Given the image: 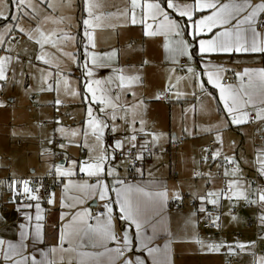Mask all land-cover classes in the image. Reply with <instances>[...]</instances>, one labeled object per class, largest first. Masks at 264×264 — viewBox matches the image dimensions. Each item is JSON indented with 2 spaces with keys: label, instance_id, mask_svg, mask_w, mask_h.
Masks as SVG:
<instances>
[{
  "label": "crops",
  "instance_id": "1",
  "mask_svg": "<svg viewBox=\"0 0 264 264\" xmlns=\"http://www.w3.org/2000/svg\"><path fill=\"white\" fill-rule=\"evenodd\" d=\"M177 2L184 3L186 0H177ZM187 2H191V0H187ZM253 2L259 3L260 0H253ZM162 6L166 7V0H164V5ZM168 11L171 12V10ZM119 12V15L121 14L122 16L120 10ZM81 13L82 15L80 23L83 31H85L83 20L88 18V14L85 11H81ZM93 13L95 16L99 17V20L94 21V23L98 24L99 26L88 29V31L92 32L93 34L95 47L88 43L86 37H84V39L82 38V40L87 49L90 48L92 52H96L97 50L98 53L100 50H103L105 44L104 32L107 31V29L104 28L105 23L112 22V19H110L111 17L108 16L109 12L106 13L105 17H103V13L99 14L95 11H93ZM204 14H207V12ZM173 16L176 19L180 18L175 16V13H173ZM198 18L199 15L194 16V19ZM122 19L123 24L130 28L131 32L129 34V41L131 44L135 45L137 42H140L139 40H141L143 50L146 53V57L148 59V63L146 65L150 67L152 66L155 71L158 69L160 72L166 75H176L179 78L178 85L174 87H169V83L167 84V87L163 88L162 84L157 85L150 94L152 98H155L159 94L160 98L156 99V101H154L152 98V100H146L145 97L144 99H138L143 102V105L142 107L136 109V123L133 125V127L139 130L141 127L140 120L142 119L145 122L143 125L144 131H137L135 133L137 136V144L148 143L152 146L158 144L160 147H164L165 144L166 146L167 144L169 146L172 141L177 142L180 138H184L183 144L179 146L181 148L178 149L174 154L169 151V157H167L163 153L160 154L159 150L154 146L156 150H158V153L155 154L151 159L142 162L139 167V172L136 171V169L130 170V167L128 166L129 164L126 161H123V163L119 164L120 166H124L123 168L119 167L118 165H114L118 172L117 178L123 180L125 184L143 188L146 192L167 190L168 199L161 209L160 215L154 217L153 220V222H155V220H159L162 216L163 225L166 231L161 230L157 234L156 239L153 241V245L163 249L165 243L168 242L170 238L173 240L171 244V264H217L218 260L223 262V260L227 257L226 254L231 249L229 246H233L234 243L238 242L241 235L240 237L236 238L233 236V232L231 234L233 239L227 238L225 235L223 237H215L213 234L220 233V228H218V232H210L203 229L199 225L198 220V215L200 214L198 209L201 204L199 200L193 198V193L203 195L210 190H226L227 181L229 179H236L240 182L239 186L245 190L248 200L243 198H234L230 201L226 197L222 196L218 207H214L211 204L208 205L212 206L216 211V216H219V221L217 224L218 227H221L222 223L232 222L234 220L233 217H237L238 215L243 216L242 221L245 220V225H247V221L249 219H257L260 228V231L258 232L260 233L261 230H263V232L262 234L260 233L259 237H257L256 245L254 244V237L253 243L251 245H248L246 242L242 241V244L245 247L242 249L244 258L241 260V262L247 260L249 255H252L254 258L259 257L257 259L260 261L261 258H264V253L260 254L258 252V250L264 249V220H262V217H264V206H262L259 202L255 203L261 206L262 211H260L258 214L255 212V216L253 217L254 219H252V217L250 218V214H252V210L254 209L248 207V204H250L249 201L257 199L259 190L264 188V176H261L258 171L260 167L258 163V156L260 153H264V121L254 120L253 123L249 122L242 125L231 124V122L228 120L227 113L223 110V104L219 99V90L216 89L212 84L208 83L207 76L204 75V72L206 70L215 71L219 67L223 70L221 72L223 81L224 70L232 69L235 70L236 73H243L245 69H264V55L259 53H213L201 56L199 53L198 39L208 38L212 35V33H208L206 36L197 38L189 34L191 32V28H189L188 32H186L184 35V39L189 44V53L191 55V59H189L188 56H178V62L173 63L171 60L166 59V53L163 47V35L154 37L145 36L143 34L142 24L138 23L136 25H132L124 16H122ZM183 19L186 20V18ZM116 21L118 22L119 20ZM149 23H152V21L149 20ZM188 23L191 24V21H188ZM214 31H216V29H214ZM80 36L81 30L80 34L77 35V40L80 39ZM37 55L38 54L36 53L33 59L35 60L33 61L35 64H28L32 61V59L25 60L24 58H21V60L25 62L23 65L24 73H28V71L36 72V74L41 77L47 74L48 79L50 77L54 79L52 84L53 88H55V80L59 78L57 74L59 73L65 76L64 72L68 71H63L60 69L58 70L59 63L57 62L58 60L56 57H47L50 63L45 64L42 61L36 59ZM98 55L101 56L100 53ZM18 58L20 59V57ZM182 62L184 65L180 67ZM209 62L211 63L209 64ZM188 67L193 68V73H189L187 71ZM93 71L94 75L92 78L95 79L96 77L105 73L107 71V67L94 68ZM68 75H70V73H68ZM197 77H199V80H197ZM239 83L240 81H238L236 78L235 83L229 85L236 87L239 85ZM201 84L203 85L202 89L200 87ZM61 86L62 85H60V91L65 92L66 90ZM166 88H168L167 92H165ZM71 89H69L70 93ZM51 92L53 93L52 97L55 98L57 92ZM177 93H180V95L177 96ZM45 95L46 91L44 94L39 95L36 98L38 101L37 104L41 106L39 111L43 113L46 107L43 106L42 101L46 96H49L50 98V94L46 96ZM9 96L10 97L7 103L10 105L8 106L9 111L12 112L19 110L25 111L27 108L26 104L31 106L33 102V96H31V100L29 99L27 102L17 106L13 104L16 101V94L14 92L9 93ZM0 98H2L1 95ZM163 99H165V101H163ZM152 101L157 103L158 106L160 105V110L158 109V106L156 108L149 109L146 103H151ZM117 102L122 104L124 108H127L129 104L135 103L125 96L121 97ZM250 114L254 116L255 112L250 110ZM119 116H124L125 118L120 119ZM103 119L105 120V123L109 125V127L104 129V148L106 147L108 151L111 150L112 152L113 145L117 139L125 141V138L132 134L128 126L132 119V115L131 113L119 111L118 118L115 121H112L110 116L108 118L104 117ZM113 125H115L117 129L115 132L111 130ZM252 125H256V127L253 129ZM152 134H156L158 137L155 142L152 140ZM217 134H219L223 140L221 156L216 160H212L210 152L212 153L217 148L221 147L216 143ZM92 136L91 145L85 146L86 151H82L83 149L81 148L80 157H87V155H89L90 158V156L97 154L98 151H96V149L100 150V146L98 145L95 136ZM6 141L8 143V140ZM200 141L201 145H203L204 151L206 149L205 147L208 146L210 142L212 143V145L209 147L210 149L206 152V155L208 156L207 160L204 159V155H200V157L197 156L196 146H198L197 143ZM40 142L42 143V141ZM13 143L21 149L12 152L13 155L8 158V161L0 162V172H2V169L3 171L7 170L6 172L0 173V177L6 180L12 178L8 171L14 168V162L16 167L21 169L20 172L18 170L15 171V173L21 175L16 176L17 178H32L33 176L37 178L46 177L47 172H45V168L48 169L47 167H50L54 164L53 161L51 162L50 155H41L42 150L46 149V147L44 148L42 145V148L38 149L37 144L36 147H33L34 144H32L22 149V142L20 140H14ZM83 143L84 142L82 141V145ZM12 146L14 145L12 144ZM90 149L92 151H90ZM1 152L6 154L8 153V149H2ZM35 156H37V158H34ZM224 156L233 157L235 159L236 166H238L239 169L235 176L230 175L229 177H225L223 175L226 167L229 170H231L233 167L223 159ZM63 159L64 157L62 155V159L59 163L63 164ZM244 166H251L252 170L250 169V171L242 169ZM255 168L260 184L258 189L254 188L252 181L253 171ZM33 169H35L34 172ZM76 172L77 174L74 177H71V179L75 181L87 179V177H85L82 173H79L78 169ZM194 173H199V175H194ZM1 174L6 176H2ZM106 182L111 186L112 178H108ZM54 192L56 193V203L54 205L49 206L46 202H42V207L45 209V220L43 221V241L34 242L33 239L29 237V239L24 241L25 247L18 249L17 251L19 254L14 256L13 259L20 260L22 257L26 258L25 264H31L33 257H35L37 261H45V264H47L49 261L51 264H78L79 251H103V249L91 247L90 242L86 248L81 249L79 247V242L74 237L71 240V246L73 250L65 251L64 249L69 248V242H65L63 247H61L59 236L62 224H67L69 221H71L72 212L77 211L79 208H88L89 211H91L93 208L104 209V202L89 197L83 204L76 205L75 208L62 209L60 207L62 182L57 184ZM177 192L182 198L186 199V202L188 200H195L199 203L198 208L195 209L197 210L195 216L191 215L194 209H191L188 205H186V207L179 212L170 210L171 202L176 200L173 199V194ZM64 195L66 197V203H74L72 198L80 196L81 193L75 189H70ZM110 195L111 199L114 201L115 194L111 193ZM1 200L3 201L0 208V240H3L5 245L8 243L18 244L21 240L20 225L25 223V217L22 213L27 211L34 217L35 208L21 209L18 211L17 208L19 206L20 200H17L16 203H13L12 195L9 190L3 193ZM233 210H235V215L230 217L228 213ZM61 212L66 214L64 221H61L60 219ZM223 213L224 215H222ZM112 215L117 232L128 228V224L126 222L119 220L120 209L116 204H113ZM32 223H35L34 219ZM129 231L134 233L135 230L134 228H130ZM146 234L151 235L150 228L146 229ZM197 239L203 241L205 246L202 247L201 244H198L196 242ZM209 243L219 244L221 247L218 251H209L206 247V245ZM109 246L111 247L112 245ZM53 249H55V251H52ZM137 255L143 258L147 254L133 249V251L127 253L124 258L118 260L116 264H123V259H134ZM161 259H163L162 256ZM107 261L108 257L103 256L99 257L98 259H93L91 264H107ZM0 264H11V261L6 262L4 260V252L2 248H0ZM148 264H151L150 260Z\"/></svg>",
  "mask_w": 264,
  "mask_h": 264
},
{
  "label": "snow or ice",
  "instance_id": "2",
  "mask_svg": "<svg viewBox=\"0 0 264 264\" xmlns=\"http://www.w3.org/2000/svg\"><path fill=\"white\" fill-rule=\"evenodd\" d=\"M162 3H164V0H129V4L122 15L132 25L142 24L145 36L154 37L163 35V47L166 59L171 60L173 63L178 62V56H188L191 59L189 44L184 39V35L188 32L189 28H191L189 34L197 38L212 33L208 38L198 39L201 56L213 53H259L264 55V18H262L264 17V0H260L259 3H254L253 0H191V2H187L186 0L184 3H178L177 0H166V7L162 6ZM4 4L5 0H0V16H3L2 6ZM22 6L34 8L32 5H26L25 0H19L16 8L23 12ZM98 6L94 0H85L84 2V11L88 14V18L83 20L85 26L84 34L88 43L93 47H95L94 37L88 29L99 26L94 23V21L99 20V17L93 13V9ZM49 7H52V5L49 4ZM168 10H171V12ZM205 12L207 14H204ZM173 13L180 18H186L183 25L179 19L173 16ZM27 14L24 13V15ZM196 15H199L198 19H194ZM12 19H17V17L13 16ZM44 19L48 20L49 17H44ZM149 20L152 23H149ZM188 21H191V24ZM5 27L8 29V32L4 33V35H8L14 27L18 28L19 32L25 33L24 28L19 25H6ZM25 35L28 36L29 40L35 39V42L40 45L42 54L37 55L36 59L49 64L50 61L46 58V54H43V49L48 44L55 46V42L52 39L54 33H46L37 25L32 32L25 33ZM0 43H3L2 38H0ZM69 55L71 56V54ZM85 55L89 58L92 65V67H89L88 64L83 66L85 76L83 91L86 93L84 101L88 104L85 123L87 129H90L91 134L95 136L100 146V151L97 155L90 156L85 161L71 160L68 167H64L62 163L51 165L47 171V175L51 176L57 183L62 182L60 197V207L62 209L75 208L76 205L83 204L87 198L91 197L104 202V211L95 216L92 215L88 208H79L77 211L72 212L71 221L61 226L59 236L60 246L63 247L65 242H69V248L64 250H73L71 240L74 237L79 242L81 249L86 248L89 242L91 243V247L103 249L102 252L79 251L78 264H91L93 259L103 256L108 257L107 264H116L118 260L124 258L133 249L147 255L143 258L137 255L134 259H123V264H148L149 260L151 264H171V244L173 240L170 238L165 243L163 249L153 245L157 234L161 230L166 231L162 216L159 220H155V222L153 220L154 217L160 215V211L168 199L167 190L146 192L143 188L125 184L123 180L117 178L118 172L114 166V161L117 159L116 153H119L121 156L126 154L128 162L133 167L135 166V161L143 159V151L146 150V145L142 143L139 145V151L134 150L137 149V136L135 133L137 131H144L143 125L145 122L142 119L140 120L141 127L139 130L133 127L136 123V109L142 107L143 102L136 100L134 104H129L127 108H124L122 104L117 102L120 97L116 96L113 98L109 93V89L105 87L106 84L112 83L111 77L107 81L92 78L94 75L93 69L104 66L102 60L114 57L115 52L105 53L103 57L95 52H86ZM13 59L12 55H0V82L4 84L9 82L8 73L11 70ZM144 63L146 64L148 61L145 60ZM187 71L193 73L194 70L188 67ZM222 71L218 67L215 71L206 70L204 75L207 76L208 83L219 90V99L231 124L242 125L252 120L264 121V69H245L243 73H236V78L240 81L236 87L221 82ZM113 72L117 74L118 87L121 91L130 93L135 98L136 92L133 91V86L142 83L141 76L138 74H125L122 68H114ZM57 75L59 76V73ZM197 80H199V77H197ZM42 82L44 86L40 89L41 91H56L59 94L60 78L55 80V88H53L52 84L48 83L47 74L42 76ZM63 84L65 90H67V80H63ZM200 87L202 89L203 85L201 84ZM167 91L168 88L165 89V92ZM71 95L76 96L79 93L72 91ZM179 95L180 93H177V96ZM155 98L159 99V94ZM54 103L58 106L62 101L57 98ZM94 105L98 106L101 116H110L112 121L118 118L119 111L131 113L132 115V119L128 124L132 134L127 136L125 141L117 139L113 145L112 153H109L103 146L104 129L109 127V125L105 123V120L101 116L94 114ZM109 108L112 110L111 113L106 111ZM250 110L255 112L254 117L250 116ZM119 118L124 119L125 117L119 116ZM57 124H59V121H57ZM111 130L113 132L117 130L115 125L112 126ZM55 131L63 134L65 130L62 127H58ZM76 134L75 131L72 132L73 136ZM88 134L86 130L85 136ZM157 139V135L152 134L153 142ZM48 143L51 144L52 141L49 140ZM216 143L221 147L211 153L212 160H216L221 156L223 140L219 134L216 136ZM60 147L63 148L64 145ZM125 149H127L126 153ZM90 151L92 150L90 149ZM205 152H207V149H205ZM46 154L55 155L49 149H43L41 155L44 156ZM204 159L207 160L208 157L205 156ZM223 159L233 166L231 170L226 167L223 175L225 177H229L230 175L235 176L239 171L235 159L229 156H224ZM258 163L260 165L258 169L259 174L264 176V153L259 154ZM77 168L79 173H82L87 179L80 181L71 179V177L77 174ZM34 171L35 169H33ZM136 171L139 172L140 169L137 168ZM194 175H199V173H194ZM108 178H112L111 186L106 182ZM239 184L238 180L229 179L226 184V190H210L203 195L193 193V198L199 200L201 204L198 211L210 218L209 222L211 224L217 225L219 216L213 217L212 213L206 211L204 205L211 204L214 207H218L222 196L230 201L234 198L248 200L245 190ZM8 188L11 192L13 203L17 202V198H22L17 208L18 211L35 208L34 217L27 211L22 213L25 217V223L20 225L21 240L18 244L8 243L5 245V242L0 240V248L3 249L4 260L6 262L11 261V264H25L26 258L22 257L20 260H15L13 257L19 254L18 249L25 247L24 241L29 239V237L34 242L43 241L45 209L42 207V201L46 202L49 206L54 205L56 203V193L48 191L40 178L35 176L32 178H17L15 173H13L10 179ZM70 189H75L81 193L80 196L72 198L74 203H66L64 194ZM111 193L115 194L114 201L111 199ZM173 199L180 200L182 197L177 192L173 194ZM249 202L253 204L259 202L264 206V188L259 190L257 199ZM113 204L119 206V220L128 224V228L122 229L120 232L116 231L114 224L112 215ZM196 211L194 210L191 215L195 216ZM65 215V213L61 212V221H64ZM33 219L35 220L34 224L32 223ZM262 220H264V217H262ZM130 228H134V233L129 231ZM147 228L151 229V235L146 234ZM196 242L201 244L202 247L205 246L203 241L197 239ZM109 245L112 246L110 247ZM206 247L209 251H218L221 245L209 243ZM237 247L243 249L245 246L238 244ZM52 251H55V249ZM161 256L163 259H161ZM31 264H45V261H37L33 257ZM47 264H51V262L49 261ZM258 264H264V258H261Z\"/></svg>",
  "mask_w": 264,
  "mask_h": 264
},
{
  "label": "rangeland",
  "instance_id": "3",
  "mask_svg": "<svg viewBox=\"0 0 264 264\" xmlns=\"http://www.w3.org/2000/svg\"><path fill=\"white\" fill-rule=\"evenodd\" d=\"M84 2L85 0H25L26 5H32L34 8L22 6L23 12H21L16 8V4L19 3V0H5V4L2 6L3 16H0V19L3 21L0 25V38L3 39V43H0V55H12L14 59L11 70L8 73L9 82L7 84L0 82V95L2 96V98H0V105H2L0 106V162L8 161V158L13 155L12 152L21 149L13 143L14 140H20L22 142V149L32 144H34L33 147H36L37 144V148L41 149L43 145L44 148H48L51 153L55 154L50 155L51 162L53 161L54 164L59 163L63 155L64 167H67L71 160H88L89 155H87V157H80L81 148L83 149L82 151H86L85 146L91 145V139L93 137L90 129H87L85 123L88 104L84 101L86 93L83 91L85 84L83 66L88 64L89 67H92L90 60L88 62L89 58L85 55L86 52L91 53L92 51L90 48L87 49L85 47L82 40V38L84 39L85 37V31H83L80 22L82 15L81 11H84ZM94 2L99 6L94 8L93 11L99 14L103 13V17L109 12L108 16L112 19V22L105 23L104 26V28L107 29V31L104 32V48L98 53L96 50L95 53H100L103 57L105 53L115 52V56L102 60L104 66L96 68L107 67V71L95 79L107 81L108 78H112V83L106 84L105 87L109 89V93L113 98L116 96L120 98L125 96L131 101L136 102V100L144 99L145 97L146 100L153 99L156 101V98H152L150 94L157 85L162 84V88L167 87L168 83L169 87L178 85L179 78L176 75H166L158 69L155 71L152 66H147V63H144V61L148 59L143 50L141 40H139L141 44L137 42L135 45H132L129 41L130 28L123 24V15H119V10L123 13L129 4V0H94ZM49 4H51L52 7H49ZM24 13L28 14L24 15ZM13 16L17 17V19H12ZM44 17H49V19L45 20ZM116 20L119 21L117 22ZM6 25L22 26L25 33L32 32L37 25H39L46 33H54L52 39L55 42V46L52 44L45 45L43 54H46V58L56 57L59 63L58 70L68 71L64 72L65 76L59 74L61 87L65 89L63 80H67L68 89L65 92L59 90V94H57L55 98L52 97L53 93L51 91H46V95L50 94V98L45 95L46 97L42 101L43 106L46 107L44 113L39 111L41 106L37 104L38 101L36 100L39 95L45 92L40 90L44 86L42 77L38 76L36 72L28 71V73H24L23 65L25 62L21 60V58L25 60L32 59L28 64H35V62H33L35 60L33 59L36 53L38 55L42 54L40 45L35 42V39L29 40L25 33L19 32L18 28L15 27L8 35H4V33L8 32V29L5 27ZM80 30L81 36L79 37L80 39L77 40V35L80 34ZM69 54H71V56ZM18 57H20V59ZM114 68L124 69L125 74H138L141 76L142 82L144 79L143 83L133 86V91L136 92L135 98L130 93L122 92L118 87L119 81L116 78L117 74L113 72ZM68 73H70V75H68ZM48 80L49 84L54 82L52 77ZM69 89H71V92L73 90L79 93V95L72 96ZM13 92L16 94L14 105L20 106V104L27 102V100H31V96H33V102L32 104L30 103L31 106L26 104L27 108L25 111H9L8 106L10 105L7 101L10 97L9 93ZM57 98L62 101L58 106L54 103ZM146 104L149 109L158 106L157 103L153 101ZM93 108L94 114L101 116L98 111V106L94 105ZM106 111L111 112L112 110L109 108L106 109ZM101 118L103 119L104 116H101ZM57 121H59V124H57ZM58 127H62L65 130L63 134L55 131ZM86 130L89 133L87 136H85ZM73 131L77 133L75 136L72 135ZM6 140H8V143ZM49 140L52 141L51 144L48 143ZM40 141H42V143ZM82 141L84 142L83 145ZM12 144L14 146H12ZM61 145H64V147H60ZM197 145V156H207L203 145H201V141L198 142ZM154 146L159 150L160 154L163 153L167 157H169V151L174 154L181 148L179 146L171 148L168 144L167 146L165 144L164 147H160L158 144ZM2 149H8V153L3 154L1 152ZM96 151H98V154L100 150L96 149ZM108 152L112 153L111 150ZM60 156L61 159H59ZM34 158H37V156ZM121 163L123 162L114 161V165L123 168L124 166L119 165ZM13 167L14 170L11 169L8 171L11 176L16 170L19 172L21 171L20 168L16 167L15 162ZM47 168L49 169V167ZM48 169L45 168L46 171H44L47 172ZM242 169L252 170L251 166H244ZM1 171L6 172L7 170L3 171L2 169ZM15 176L21 175L15 173ZM259 209L262 211L261 206H259ZM222 215H224V213ZM254 216L255 211L252 210L250 218L252 217V219H254ZM242 217V215H238L232 222L222 223L221 227L217 226L216 232H218V228H220V233H218L219 235L217 233L213 235H215V237H223L225 235L227 238H232L231 234L233 232H240V239L238 242L234 243L233 246H230L231 249L226 254L227 257L224 260H226L229 255L234 254V251L237 249L239 253L235 255L236 260L232 264H257L259 261L257 258L259 257L254 258L252 255H249L247 260L241 262L244 258L243 250L237 247V245L242 244V241L251 245L253 243V233L255 231H260L258 222L252 220V223L249 224L247 221V226L245 225V220L242 221ZM262 232L263 230H261L260 233L262 234ZM260 233L256 234L255 237H259ZM217 264H222V262L218 260Z\"/></svg>",
  "mask_w": 264,
  "mask_h": 264
},
{
  "label": "built area",
  "instance_id": "4",
  "mask_svg": "<svg viewBox=\"0 0 264 264\" xmlns=\"http://www.w3.org/2000/svg\"><path fill=\"white\" fill-rule=\"evenodd\" d=\"M264 18V17H262ZM184 65V63L182 62L180 64V67H182ZM235 80H236V71L235 70H232V69H229V70H224V78H223V81L222 83L226 84V85H229V84H234L235 83ZM163 101H165V99H163ZM250 116H253L252 114H250ZM254 117V116H253ZM254 120L250 121V123H253ZM256 127V125H252V128L254 129ZM184 142V138H180L177 142L175 141H172L169 145L171 147H176V146H180L182 145ZM142 144V143H138L137 144V149L134 150V151H139V145ZM146 145V150L143 151V159L140 160V161H135L134 164L135 166L133 167L129 162H128V158H127V155L125 154L124 156H121L119 153H116L117 155V159L116 161L118 162H123V161H126L128 162V166L130 167V170H135L137 168L140 167V165L142 164V162L144 161H147L149 159H151L155 154L158 153V150H156V148L148 143H143ZM212 145V143L210 142L208 144V146H206L205 148L207 149V151L210 149L209 147ZM127 152V149H125V153ZM59 159H61V156L59 157ZM252 181H253V185H254V188L255 189H258L259 188V178H258V175H257V172H256V168L254 169L253 171V177H252ZM42 179V182L45 184V186L47 187L48 191H54V189L56 188L57 184L53 178L51 176H48L46 175V177H43V178H40ZM9 182H10V179H2L0 177V208L2 206V195L3 193H5L7 190H9L8 188V185H9ZM22 198H17V200H21ZM186 199L185 198H182L180 200H174L171 202L170 204V210L172 211H176V212H179L181 210H183L186 205H188L191 209H197L198 206H199V203L195 200H188L187 202L185 201ZM44 202V201H42ZM205 208H206V211L209 212V213H212L213 214V217L216 216V211L214 210V208L208 204H205L204 205ZM248 207H251L252 209L255 210V212L258 214L261 210L259 209V206L257 204H248ZM104 211V209L102 208H93L90 212L92 213L93 216H95L96 214L98 213H102ZM228 215L231 217L233 215H235V210L231 211L228 213ZM209 219L208 217L205 216L204 213H200L198 215V220H199V225L207 230V231H210V232H216L217 231V225H213L209 222ZM255 222H257V219H255ZM248 223H252V220L249 219L248 220ZM256 234H258V231L254 232L253 233V237H254V244L256 245L257 244V237ZM240 232H234L233 233V236L238 238L240 237ZM258 252L260 254H263L264 253V249H260L258 250ZM239 253V251L236 249L234 251V254H231L229 255V257L224 260L222 262V264H232L234 263V261L236 260V256Z\"/></svg>",
  "mask_w": 264,
  "mask_h": 264
},
{
  "label": "trees",
  "instance_id": "5",
  "mask_svg": "<svg viewBox=\"0 0 264 264\" xmlns=\"http://www.w3.org/2000/svg\"><path fill=\"white\" fill-rule=\"evenodd\" d=\"M162 5H164V3H162ZM180 20L181 24H183L185 22V20L183 18H177ZM3 23L2 19H0V25Z\"/></svg>",
  "mask_w": 264,
  "mask_h": 264
}]
</instances>
